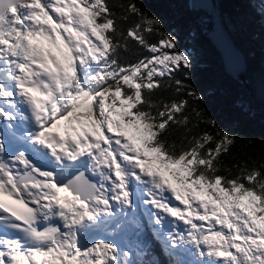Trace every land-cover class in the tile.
Segmentation results:
<instances>
[{
	"label": "snow or ice",
	"instance_id": "obj_1",
	"mask_svg": "<svg viewBox=\"0 0 264 264\" xmlns=\"http://www.w3.org/2000/svg\"><path fill=\"white\" fill-rule=\"evenodd\" d=\"M170 2L189 45L135 0H0V226L19 234L0 264H161L109 238L141 234L139 204L169 264H264V165L231 175L237 137L205 107L223 89L253 112L243 23L196 7H258L264 34V0Z\"/></svg>",
	"mask_w": 264,
	"mask_h": 264
},
{
	"label": "trees",
	"instance_id": "obj_2",
	"mask_svg": "<svg viewBox=\"0 0 264 264\" xmlns=\"http://www.w3.org/2000/svg\"><path fill=\"white\" fill-rule=\"evenodd\" d=\"M110 2H117V0H110ZM120 2H127V0H120ZM135 2L141 7L150 8L152 12L162 17L166 29L178 33L183 38L184 45L191 43L188 35L191 10L186 4L170 2V0H145L146 4L141 3V0H135ZM221 8L225 12L237 14L243 23L242 40L246 54L244 81L247 87L239 89V91L243 92L245 99L252 105L253 109L249 116H238L229 92L223 89L212 95L205 105L208 114L215 116L218 120L220 128L235 134L237 137V147L233 149L231 155L223 158L224 164L231 168V175L234 176L240 171L234 165H240V168H243L245 163L248 168L264 165V34H262L258 7L254 8L245 4L218 5V10ZM150 39L155 42L156 37ZM130 43L135 48V44L131 41ZM140 55L147 56L149 53L141 51ZM137 59L138 56L130 55L127 62L134 63ZM122 62L125 61L122 60ZM200 83L202 87L210 86L211 82L207 73L200 74ZM163 95L171 98V94L168 92L163 93ZM200 131L195 130L193 134L198 135ZM179 141L180 137L177 134V143ZM137 241L150 245L158 255L161 264H169L168 258L161 252L160 243L150 237L148 239L142 236L127 237L125 247H130L135 253L139 248ZM134 258L141 259L140 256H134Z\"/></svg>",
	"mask_w": 264,
	"mask_h": 264
},
{
	"label": "rangeland",
	"instance_id": "obj_3",
	"mask_svg": "<svg viewBox=\"0 0 264 264\" xmlns=\"http://www.w3.org/2000/svg\"><path fill=\"white\" fill-rule=\"evenodd\" d=\"M147 211H149L151 213V210L150 209L145 208V206L143 204H139V207H138V215L140 214L141 216H143V217H145L147 219V215H146V212ZM150 228H151V231H148V236L153 239L152 231L155 228V226L152 224L151 221H150ZM170 229H171V223L170 222L169 223H166V225H165V231L170 230ZM159 234L161 235V237H163V232H160ZM184 259L186 261H188L189 264H192V262L195 260V257H193L191 254L185 253Z\"/></svg>",
	"mask_w": 264,
	"mask_h": 264
},
{
	"label": "water",
	"instance_id": "obj_4",
	"mask_svg": "<svg viewBox=\"0 0 264 264\" xmlns=\"http://www.w3.org/2000/svg\"><path fill=\"white\" fill-rule=\"evenodd\" d=\"M196 7L198 10H200L202 12H207V13H211L213 11H219L218 5L205 4V5H197ZM244 78H245V70H244L243 78H242L241 82L243 85H245V87H247V84L244 81ZM90 178L93 179L92 177H90ZM113 239L116 240L117 243H120L122 246L124 245L123 237L121 234L115 236Z\"/></svg>",
	"mask_w": 264,
	"mask_h": 264
}]
</instances>
